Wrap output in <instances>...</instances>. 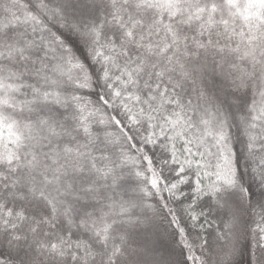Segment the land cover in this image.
<instances>
[{
	"label": "snow or ice",
	"instance_id": "snow-or-ice-1",
	"mask_svg": "<svg viewBox=\"0 0 264 264\" xmlns=\"http://www.w3.org/2000/svg\"><path fill=\"white\" fill-rule=\"evenodd\" d=\"M0 264H264V0H0Z\"/></svg>",
	"mask_w": 264,
	"mask_h": 264
}]
</instances>
